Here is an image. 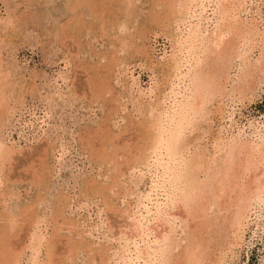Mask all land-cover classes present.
<instances>
[{
  "label": "rangeland",
  "instance_id": "1",
  "mask_svg": "<svg viewBox=\"0 0 264 264\" xmlns=\"http://www.w3.org/2000/svg\"><path fill=\"white\" fill-rule=\"evenodd\" d=\"M177 1L0 0V242L20 253L17 264H122L118 258L139 242L127 239L131 216L139 214L150 186L146 150L153 143L152 124L156 118L164 124V113L180 110L183 95L199 87L198 81L185 89L186 79L175 89L169 56L179 33ZM244 9L236 20L255 27L257 45L225 62L213 84L206 80L216 96L198 116L190 115L193 131L180 142L189 150L178 161L187 162L191 154L209 158L231 137L248 142L264 131V74L252 67L264 53V0H246ZM212 28L203 31V40L213 39ZM214 59L203 56L201 71L214 66ZM248 68L249 82L240 85L237 78ZM198 71L202 79L204 71ZM206 166L193 171L198 183L206 178ZM173 211L184 219L181 209ZM251 214L237 249L215 231L217 225L206 233L202 219H189L190 230L212 238L201 264H264V209ZM218 216L224 217L213 220ZM179 237L184 238L181 229L175 256L185 247Z\"/></svg>",
  "mask_w": 264,
  "mask_h": 264
},
{
  "label": "bare ground",
  "instance_id": "2",
  "mask_svg": "<svg viewBox=\"0 0 264 264\" xmlns=\"http://www.w3.org/2000/svg\"><path fill=\"white\" fill-rule=\"evenodd\" d=\"M245 3L246 0H181L177 1L176 6H174V15L176 16L175 19L178 22L177 31L179 33L177 35L175 45L171 46L173 48L171 50L169 60L171 64L170 68H172L174 79L177 83L174 84L176 85L175 89H179L181 84L183 86L186 79L189 80V83L188 85L185 84V89H191V86L198 81L199 82L197 85H199V87L195 85L197 87L195 92H193L192 94L183 95L184 102L181 107L179 106L180 110H178L177 112L172 111L170 114H167V112L164 113L167 117L164 124L161 118H156V122L154 121L152 124V126L154 127L153 132H155L153 135V143L149 144L151 146L147 147L148 150H146L149 152V157H146V168L149 174L150 186L147 193L145 192L146 195L144 194L145 202L138 203L139 214L131 216L132 219L131 223L129 224V228L132 234L131 236H129L130 238L127 239L132 242H139L136 243L134 250H128L129 252L126 251L127 255H125V253L123 252L120 258H118L119 256H117V258L121 260L122 264H134L139 262H143V264H201L203 259L205 258L204 255H207L205 254V252H207V250L209 249L208 243L212 241V238L211 236H209V240H207L206 237L203 236L201 230L194 231L193 228L190 230L189 227L186 226L189 219L193 221H195L194 219L196 218L202 219V227H204L203 229L207 231L206 233H208V230L212 229L211 227L213 225L214 227L217 225L218 229L215 231L219 234L224 233L228 239V246H230V248L231 246L232 248L236 247L237 249V247H239L241 244L240 242H242L243 240L244 230L249 224L248 219L249 216L252 215L251 212L253 213L254 211L260 210L262 208L264 209V131L259 132L257 136H255V140L248 142L233 139L230 136L231 139H229V141L225 145L223 144V147L220 143L215 146L214 153L209 158H202L204 154L201 155V152H199L201 149H199V151L197 149V153H200L201 159H197L196 156L195 158L191 154L189 155V158H192L187 162H183L184 160L178 161V158L182 157V154L185 153V149L186 151L189 150L187 145V148H183L184 145L180 142L182 140V134L187 131L191 132L192 130L190 128L193 127V125L191 126L192 117L190 115L197 114L198 116V114L201 113L203 107H205V104L211 105L210 102L212 101V99L208 104L205 102L208 101L210 97L216 96L214 94V90L211 89V83H209L208 81L212 82L213 84V81H216L218 79L217 77H219V73L223 71L222 66H226L225 62H228V60H230L232 56L234 59H239L242 56L249 54L252 49L255 48V45H257L256 40L258 39V32L256 33L254 29L255 27L248 28V26H244L239 20L238 22L236 20V17L237 19L239 17V11L244 9ZM197 9L199 11V16L196 22L193 21V19L195 14H198L196 13ZM237 14L238 16H236ZM202 22L204 23V26L206 25L205 27H203ZM209 26L213 27L211 30L213 39L205 41L203 40V31L207 32ZM246 47L248 48V50L246 49L247 51H244ZM259 54V58L257 57V59H255L252 67L253 69H257L260 73L264 74V53L261 52ZM209 55H213L216 60L214 59L215 62L213 60L214 66L210 67V65H208L210 68L207 69V71L205 69L202 70L204 71L202 73V79L205 80L203 81L201 79V74L199 71H201V69H203L204 67L200 68V62L203 56ZM197 69L199 70V73H196ZM239 69H241V67ZM250 70L251 69L249 68L248 70L246 69L243 74L240 75L239 78H237L239 79L240 85L248 84L251 76V74L249 73ZM190 74L193 76L192 79H189ZM199 75L200 78L198 80ZM207 79L208 81H206ZM223 81H225V79H223ZM0 83L2 84V82ZM200 85H205L204 87H206L204 89L205 92H203V95H201L202 98L197 94L199 89H201L200 91H202L204 88ZM224 85L225 82L222 88H224ZM181 88L183 89L184 87ZM1 94L3 95L4 93L2 92ZM176 94L178 93H174L175 96H177ZM228 94L231 93L229 92ZM226 97L229 98L230 96ZM204 113L205 115H208V113ZM206 117L207 116H205V118ZM194 129L196 128L194 127ZM149 130L150 129H148V132H150ZM261 130L263 129L261 128ZM150 133L152 135V131ZM144 134H146V132ZM218 139L220 138L218 137ZM184 140L182 141L183 143ZM144 148L146 149V147ZM145 149L143 150L145 151ZM144 151H141V153ZM200 155L198 156L199 158ZM204 163H206L207 166L205 171H203L202 173L205 174L206 178L205 180L198 183L197 176L199 175L196 174L197 171L196 173H193V171L199 168L201 169V167L204 166ZM123 198L125 199V197ZM213 206H216L214 216H216V214L224 215L223 218L218 216L219 222L217 221V219H215L218 217H215L213 220V215L211 220H213L214 222H211V220H209V216H211L209 215V212L212 211ZM179 209L182 210L181 212H183L184 214V219L182 218L180 220V216L176 215L175 211H173ZM178 220L179 224L178 226H176V221ZM35 223L36 220L33 221V225ZM159 228H162L161 231H158ZM177 229H181L182 233H184V238H179L181 239L180 242H185V247L183 246L184 250H181L183 253L179 251L183 255L179 254L175 256L174 251L179 245H182H178L177 243ZM224 234L222 235V237L224 236ZM217 236L218 235H216V237ZM229 238L234 242L230 243ZM6 240L7 239L4 238V242H7ZM41 240L43 239L40 237L39 242H36V244L40 245L42 243ZM236 241H240L239 244H237ZM1 244L3 246L2 248L0 247L1 263L17 264L20 253H16V251L12 252L8 247L3 245V242ZM33 249L35 250V248ZM36 252L37 251H35L34 253ZM222 252L220 251L221 254ZM232 252H234V250L231 251V253ZM102 253H104V251ZM225 253L226 252H224V254ZM98 255V258H100L101 254Z\"/></svg>",
  "mask_w": 264,
  "mask_h": 264
}]
</instances>
